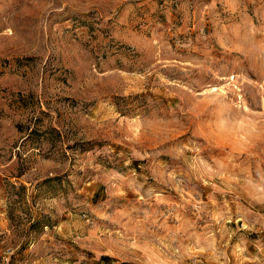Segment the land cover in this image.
I'll list each match as a JSON object with an SVG mask.
<instances>
[{
    "label": "rangeland",
    "instance_id": "rangeland-1",
    "mask_svg": "<svg viewBox=\"0 0 264 264\" xmlns=\"http://www.w3.org/2000/svg\"><path fill=\"white\" fill-rule=\"evenodd\" d=\"M0 264H264V0H0Z\"/></svg>",
    "mask_w": 264,
    "mask_h": 264
},
{
    "label": "trees",
    "instance_id": "trees-1",
    "mask_svg": "<svg viewBox=\"0 0 264 264\" xmlns=\"http://www.w3.org/2000/svg\"><path fill=\"white\" fill-rule=\"evenodd\" d=\"M32 133H33V132H32ZM32 133H30L28 136L30 137ZM29 137H28V138H29Z\"/></svg>",
    "mask_w": 264,
    "mask_h": 264
}]
</instances>
